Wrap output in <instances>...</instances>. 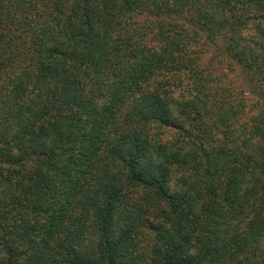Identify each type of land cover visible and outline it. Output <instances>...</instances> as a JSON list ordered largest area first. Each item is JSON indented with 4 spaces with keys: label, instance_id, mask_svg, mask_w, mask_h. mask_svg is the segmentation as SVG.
<instances>
[{
    "label": "trees",
    "instance_id": "1",
    "mask_svg": "<svg viewBox=\"0 0 264 264\" xmlns=\"http://www.w3.org/2000/svg\"><path fill=\"white\" fill-rule=\"evenodd\" d=\"M207 46L264 100V0H0V264H264V103Z\"/></svg>",
    "mask_w": 264,
    "mask_h": 264
},
{
    "label": "rangeland",
    "instance_id": "2",
    "mask_svg": "<svg viewBox=\"0 0 264 264\" xmlns=\"http://www.w3.org/2000/svg\"><path fill=\"white\" fill-rule=\"evenodd\" d=\"M248 32L247 34H249ZM199 47L198 44H194L193 48ZM222 50L216 49L212 46H207L205 50V54L203 55L201 62L203 66L211 67L214 78L217 80L218 85L222 87V91L225 94L230 95L233 99H243L246 105H249L247 108L246 115L243 117V121L249 119L251 115H254L257 110V105L260 103H264L262 98V94L256 90V88H251V86L244 81V79L238 74L237 71H234L232 68V63L229 62V58L221 52ZM168 73L166 77H169ZM159 80L162 78L161 76L157 77ZM171 83L173 79L170 80ZM173 93L176 96H179L180 89L174 88L173 85ZM224 94V93H223ZM155 131L161 132L162 138L169 139L172 136V130L170 129H154ZM139 253L142 256H147L149 250V244L151 243L150 233L144 232V235L139 238Z\"/></svg>",
    "mask_w": 264,
    "mask_h": 264
}]
</instances>
